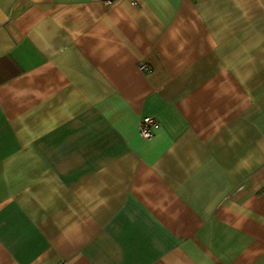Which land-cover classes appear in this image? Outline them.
<instances>
[{
  "label": "crops",
  "instance_id": "0c3cea01",
  "mask_svg": "<svg viewBox=\"0 0 264 264\" xmlns=\"http://www.w3.org/2000/svg\"><path fill=\"white\" fill-rule=\"evenodd\" d=\"M61 261L264 264V0H0V264Z\"/></svg>",
  "mask_w": 264,
  "mask_h": 264
},
{
  "label": "built area",
  "instance_id": "2783aa9c",
  "mask_svg": "<svg viewBox=\"0 0 264 264\" xmlns=\"http://www.w3.org/2000/svg\"><path fill=\"white\" fill-rule=\"evenodd\" d=\"M141 70H145L147 68V65L142 64L139 67ZM159 127L158 121L150 116H145L143 117L139 123H138V133L141 137L145 138V139H150L153 134L154 131ZM57 264H66V262L61 261L58 262Z\"/></svg>",
  "mask_w": 264,
  "mask_h": 264
}]
</instances>
